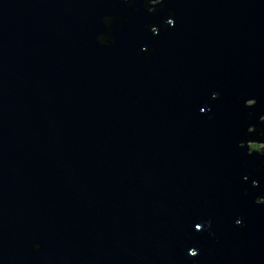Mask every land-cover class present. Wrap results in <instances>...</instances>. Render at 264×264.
<instances>
[{
    "label": "water",
    "instance_id": "1",
    "mask_svg": "<svg viewBox=\"0 0 264 264\" xmlns=\"http://www.w3.org/2000/svg\"><path fill=\"white\" fill-rule=\"evenodd\" d=\"M248 143L264 0H0V264H264Z\"/></svg>",
    "mask_w": 264,
    "mask_h": 264
},
{
    "label": "rangeland",
    "instance_id": "2",
    "mask_svg": "<svg viewBox=\"0 0 264 264\" xmlns=\"http://www.w3.org/2000/svg\"><path fill=\"white\" fill-rule=\"evenodd\" d=\"M253 101H248V102H246V104H247V106H252V105H254V103H252ZM247 146H257V147H259V148H257V149H254L253 151H257V152H259V154H261V153H264V150H263V148H264V144H259V143H248L247 144ZM261 152V153H260Z\"/></svg>",
    "mask_w": 264,
    "mask_h": 264
},
{
    "label": "trees",
    "instance_id": "3",
    "mask_svg": "<svg viewBox=\"0 0 264 264\" xmlns=\"http://www.w3.org/2000/svg\"><path fill=\"white\" fill-rule=\"evenodd\" d=\"M148 3V2H147ZM114 19L112 18V19H110L109 20V23L110 22H112ZM106 39V38H105ZM105 39H104V41H105ZM257 148H259V147H257V146H250V149L253 151L254 149H257ZM263 150H264V148H263Z\"/></svg>",
    "mask_w": 264,
    "mask_h": 264
}]
</instances>
